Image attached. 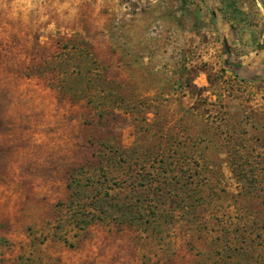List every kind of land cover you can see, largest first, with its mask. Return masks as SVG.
Masks as SVG:
<instances>
[{"label": "rangeland", "instance_id": "374dc122", "mask_svg": "<svg viewBox=\"0 0 264 264\" xmlns=\"http://www.w3.org/2000/svg\"><path fill=\"white\" fill-rule=\"evenodd\" d=\"M0 264H264V0H0Z\"/></svg>", "mask_w": 264, "mask_h": 264}, {"label": "trees", "instance_id": "16d2710c", "mask_svg": "<svg viewBox=\"0 0 264 264\" xmlns=\"http://www.w3.org/2000/svg\"><path fill=\"white\" fill-rule=\"evenodd\" d=\"M163 159V158H162ZM161 159V162H160V164L162 165V164H164V161ZM180 159H178V161H179ZM177 161V162H178Z\"/></svg>", "mask_w": 264, "mask_h": 264}, {"label": "water", "instance_id": "95a60500", "mask_svg": "<svg viewBox=\"0 0 264 264\" xmlns=\"http://www.w3.org/2000/svg\"><path fill=\"white\" fill-rule=\"evenodd\" d=\"M225 46H226V49H227V50H229V49H228V46H227V42H226V41H225Z\"/></svg>", "mask_w": 264, "mask_h": 264}]
</instances>
